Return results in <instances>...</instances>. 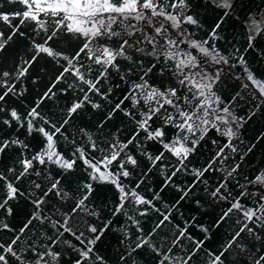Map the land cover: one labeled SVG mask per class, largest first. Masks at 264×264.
Here are the masks:
<instances>
[{
  "label": "snow or ice",
  "instance_id": "snow-or-ice-1",
  "mask_svg": "<svg viewBox=\"0 0 264 264\" xmlns=\"http://www.w3.org/2000/svg\"><path fill=\"white\" fill-rule=\"evenodd\" d=\"M7 3L18 7L0 10V60L13 61L0 64V162L12 160L0 167V264H264V165L244 170L264 150V132L244 135L264 117L247 58L264 60V0ZM225 24L242 29L235 60ZM42 59L57 71L29 99ZM237 63L247 95L226 99L222 73L242 79Z\"/></svg>",
  "mask_w": 264,
  "mask_h": 264
},
{
  "label": "trees",
  "instance_id": "trees-1",
  "mask_svg": "<svg viewBox=\"0 0 264 264\" xmlns=\"http://www.w3.org/2000/svg\"><path fill=\"white\" fill-rule=\"evenodd\" d=\"M258 2V0H257ZM0 6H2V9L0 10H11L13 8L18 7V5H12L7 3V0H0ZM201 16L206 18V23H211L213 19V12L211 10L207 12H201ZM224 28L226 29L225 35L228 37L227 41H220V44L224 45V48L227 49V51L224 53L226 56L232 57L233 60H235V57L233 56V50L235 48H239L242 44V39L240 33L242 32V29L237 26L235 29L229 26V24H225ZM194 30V29H193ZM207 30V27L205 29L196 31L197 36H202L203 32ZM195 31V30H194ZM28 42L21 38L17 43L13 44V49L16 51L17 57L25 56L27 53V49L25 45ZM223 51V50H222ZM249 65L248 69L253 74H255L259 78H264V60H258L254 59V55L250 54L248 55ZM0 64H4V66L11 67L13 64L12 59L10 58L8 62L5 64L3 60H0ZM40 69H43L42 71ZM235 69L242 75H245L244 66L237 63L235 66ZM57 71L56 67L49 63L47 60L42 59L40 61V64L37 65V72L39 75V79L37 80L36 84H31L26 82V87H28L31 91L29 93H26L29 99H32L36 96L38 92L44 91V85H46L49 80L52 78V76ZM223 89V95L226 99L231 98V96L234 93H237L240 90V86L236 81L226 80L224 81L222 85ZM24 103L20 100H16V104L20 106H24ZM65 103L63 99L60 100L59 106H62ZM15 106V105H14ZM59 106H53L52 104L49 105L51 110L53 112L59 113ZM244 109V105L241 104L238 106V110ZM241 115H243V111L240 112ZM91 116V113H88L85 116V121L87 122L89 120V117ZM77 126H82V122L77 120L74 122ZM114 129H109V131H113ZM70 133L74 131V129H69ZM261 132H264V117H258L250 121L246 124L244 128V135L247 140H253L258 134ZM123 135H127L128 133L125 131L122 133ZM212 135H215L214 133ZM249 163L244 166V170L246 173L251 174L252 171H254L257 168H260L262 165H264V150H259V154H253L249 158ZM204 157H200L197 160V163H203ZM12 160L9 157H5L2 162H0V167L11 165ZM77 176L83 175V173H76ZM39 179V178H38ZM241 182L243 183V179H241ZM109 197L111 196L110 193L107 194ZM103 198V197H102ZM30 210V206L27 204L26 201L21 200L18 204L14 205V213L15 215L11 218L13 226L19 227L22 226L23 222L27 218V214ZM3 239H7V235H3ZM105 250H109L111 252L115 251V241L109 237L108 240L105 241V244L103 246Z\"/></svg>",
  "mask_w": 264,
  "mask_h": 264
},
{
  "label": "rangeland",
  "instance_id": "rangeland-1",
  "mask_svg": "<svg viewBox=\"0 0 264 264\" xmlns=\"http://www.w3.org/2000/svg\"><path fill=\"white\" fill-rule=\"evenodd\" d=\"M234 71H235L236 73H238V74L240 75V77H242V79L237 80V79H236L234 76H232L228 71H224V72L222 73L223 83H224V81H226V80L236 81V82L239 84V86H240V90H241V91H239V92H243L245 95H247V90H245V89H243V88L241 87V85H242L243 83L246 82V74H245V75L240 74L235 68H234Z\"/></svg>",
  "mask_w": 264,
  "mask_h": 264
}]
</instances>
